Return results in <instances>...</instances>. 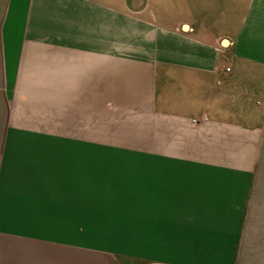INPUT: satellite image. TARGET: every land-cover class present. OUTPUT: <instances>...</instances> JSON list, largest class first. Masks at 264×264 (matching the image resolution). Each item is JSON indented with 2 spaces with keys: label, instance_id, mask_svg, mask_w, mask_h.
<instances>
[{
  "label": "crops",
  "instance_id": "0c3cea01",
  "mask_svg": "<svg viewBox=\"0 0 264 264\" xmlns=\"http://www.w3.org/2000/svg\"><path fill=\"white\" fill-rule=\"evenodd\" d=\"M61 3L58 50L19 70L49 76L33 88L58 91L57 110L34 128L0 113V264H264V180L246 161L264 59L244 30L228 48L158 23L153 52L119 53L116 17L144 5Z\"/></svg>",
  "mask_w": 264,
  "mask_h": 264
},
{
  "label": "rangeland",
  "instance_id": "374dc122",
  "mask_svg": "<svg viewBox=\"0 0 264 264\" xmlns=\"http://www.w3.org/2000/svg\"><path fill=\"white\" fill-rule=\"evenodd\" d=\"M12 1L0 0V113L4 114L7 123L10 120L24 121L23 123L34 128L35 123L41 126L50 109L57 110L58 91L33 88L37 84L49 82V76L20 74L19 70H24L21 66H24L25 56L32 54L33 50H58L59 16L63 4L62 0H14L11 5ZM131 2L145 6L146 10L140 17L147 21L145 24L135 23V19L140 20L139 15L130 14L131 22L125 25V21L123 24L120 21L122 19L116 17L115 52H153L159 23L166 28L178 29V33L191 28L204 29L207 34L217 38L220 45L228 48L232 47L235 31L244 30L243 42L247 48H251L258 58L264 59V0ZM77 29L78 34H83L80 27ZM159 29L165 31L163 27ZM66 30L68 34H74L75 26H67ZM105 45L101 41L98 43V46ZM192 123L195 124L196 121L192 120ZM246 161L258 163L255 178L264 180V138L260 142L259 155H246ZM9 237L0 233V245L11 244Z\"/></svg>",
  "mask_w": 264,
  "mask_h": 264
}]
</instances>
